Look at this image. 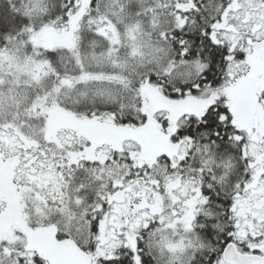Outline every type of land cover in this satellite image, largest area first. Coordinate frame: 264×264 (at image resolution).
<instances>
[{
    "label": "snow or ice",
    "instance_id": "snow-or-ice-1",
    "mask_svg": "<svg viewBox=\"0 0 264 264\" xmlns=\"http://www.w3.org/2000/svg\"><path fill=\"white\" fill-rule=\"evenodd\" d=\"M0 264H264V0H0Z\"/></svg>",
    "mask_w": 264,
    "mask_h": 264
}]
</instances>
